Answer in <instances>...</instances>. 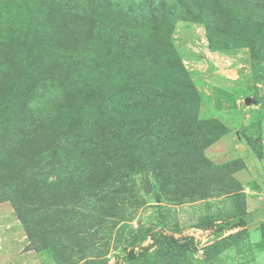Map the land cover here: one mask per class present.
I'll return each mask as SVG.
<instances>
[{
	"label": "trees",
	"instance_id": "trees-1",
	"mask_svg": "<svg viewBox=\"0 0 264 264\" xmlns=\"http://www.w3.org/2000/svg\"><path fill=\"white\" fill-rule=\"evenodd\" d=\"M20 1L25 5L28 0ZM83 1L37 0L53 26L51 42L29 23L24 32L21 67L20 58L13 62L7 53L0 57V202H11L29 246L39 252L51 250L57 264H106L110 248L95 255L85 238L74 232L88 233L85 227L91 228L82 218L75 219L76 204L65 212L61 209L100 192L104 184L108 188L119 175L132 178L130 186L126 181L122 185L133 193L134 176L150 169L162 191L168 189L179 203L206 198L214 191L226 197L238 192L229 184L234 180L233 164L215 165L203 153L226 132L224 126L209 134L214 122L199 120L194 114L196 106H191L193 115L191 111L188 120L167 118L170 111L181 109L182 103L190 104L197 94L171 41L175 18L168 13L175 11L167 8L171 0H100L98 5L86 7L80 5ZM10 2L13 0H0V12ZM105 2L109 15L101 22L99 17L105 14L100 7ZM70 16L75 19L74 28ZM107 22L145 30L151 24L150 38L138 42V48L128 57L129 64L120 63L118 73L130 66L135 79L149 80L171 70L174 76L165 96L157 92L154 98H138L139 91L151 85L149 82H132L131 99L123 98L120 88L105 83L87 84L86 91L79 89L74 79L80 77L85 66L95 60V55L102 61L107 58L102 48L95 54L88 46L94 42L96 24L103 27ZM2 48L6 50L9 45L5 42ZM164 64L169 66L165 70ZM178 95L184 96L180 99ZM159 96L166 100L161 101ZM172 121L180 128L173 137H179L183 127L189 133L199 126L207 128L203 142L189 141L180 153H165L164 138L170 132L164 127ZM247 216L237 214L224 221L219 230L246 227ZM60 228L67 241L77 237L83 243L74 248L65 245L57 238ZM149 237L152 243L144 246ZM131 239L125 247L130 263L143 258L146 264H197L188 254L192 237L181 242L164 230L148 229Z\"/></svg>",
	"mask_w": 264,
	"mask_h": 264
},
{
	"label": "rangeland",
	"instance_id": "rangeland-1",
	"mask_svg": "<svg viewBox=\"0 0 264 264\" xmlns=\"http://www.w3.org/2000/svg\"><path fill=\"white\" fill-rule=\"evenodd\" d=\"M95 3L98 5L101 1L86 0L80 5L86 7ZM8 4L0 12V57L7 53L13 62L20 58L21 67L28 24L50 37L48 42L52 40L53 26L37 0H28L25 5L20 0ZM168 7L175 10L168 12L175 16L171 41L179 63L196 90L194 99L197 97V101L193 99L186 106L182 103L181 109L170 111L167 118L188 120L193 110L191 106H196L194 114L199 120L214 122L209 134L224 126L226 132L203 153L215 165L233 164L236 170L229 184L238 192L226 197L214 191L206 198L196 197L179 203L167 193L168 189L162 191L149 169L134 176L133 193L122 185V181H126V186H130L132 178L119 175L112 182L114 185L106 188L104 184L97 195L90 193L79 203L73 201L71 207L63 206L61 210L65 212L76 204L75 219L82 218L91 228L85 227L88 233L74 232L85 238L84 242L92 246L95 255L110 248L106 264H146L143 258L128 262L125 247L133 236L148 229L164 230L181 242L192 237L188 254L197 264H264V0H171ZM100 8L105 14L99 17L103 22L109 15L107 2ZM70 18L71 27H76L75 19ZM150 30L151 24L146 25V30L119 23L107 22L103 27L96 24L94 42L88 46L95 54L102 48L107 58L102 61L95 55V60L85 66L80 77L74 79L79 82V89L86 91L87 84L105 83L120 88L122 97L131 99L129 85L132 82H149L151 85L142 88L138 98H154L157 92L165 96V88L174 76L171 70L149 80L135 79L130 66L118 73L120 63L129 64L128 57L136 51L138 42L150 38ZM5 42L9 45L6 50L2 48ZM101 67L104 68L99 71ZM168 67L164 64L162 69ZM178 96L182 99L184 95ZM247 98L251 100L249 103H246ZM164 128L170 132L164 138V151L172 155L183 151L189 141L190 144L203 142L208 131L199 126L189 133V129L183 127V133L173 137V132L180 129L176 122ZM181 144L184 145L181 147ZM93 212L96 214L92 215ZM243 213L248 214L246 227L219 230L224 221ZM62 231L58 229L57 238L65 245L74 248L77 243H83L77 237L67 241ZM230 234L235 236L226 238ZM151 243L149 237L143 245ZM138 249L136 246L135 250ZM155 250L156 247L151 252ZM0 264H57L51 250L39 252L29 246L24 226L10 201L0 202Z\"/></svg>",
	"mask_w": 264,
	"mask_h": 264
},
{
	"label": "water",
	"instance_id": "water-1",
	"mask_svg": "<svg viewBox=\"0 0 264 264\" xmlns=\"http://www.w3.org/2000/svg\"><path fill=\"white\" fill-rule=\"evenodd\" d=\"M251 100H250V98H247L246 99V103H249Z\"/></svg>",
	"mask_w": 264,
	"mask_h": 264
},
{
	"label": "crops",
	"instance_id": "crops-1",
	"mask_svg": "<svg viewBox=\"0 0 264 264\" xmlns=\"http://www.w3.org/2000/svg\"><path fill=\"white\" fill-rule=\"evenodd\" d=\"M222 139H224V138H222ZM222 139H221V140H222ZM221 140H220V141H221ZM208 149H209V148H208ZM207 151H208V150H207ZM214 151H215V150H214ZM215 152H216V151H215ZM262 221H264V220H262ZM262 221H260V222H262ZM260 224H261V223H260Z\"/></svg>",
	"mask_w": 264,
	"mask_h": 264
}]
</instances>
